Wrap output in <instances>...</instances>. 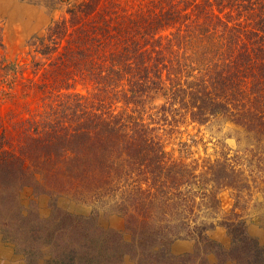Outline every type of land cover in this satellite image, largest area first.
<instances>
[{
    "label": "trees",
    "instance_id": "obj_1",
    "mask_svg": "<svg viewBox=\"0 0 264 264\" xmlns=\"http://www.w3.org/2000/svg\"><path fill=\"white\" fill-rule=\"evenodd\" d=\"M62 5L29 42L20 111L0 119L2 226L46 230L37 238L59 255L67 245L73 256H141L148 244L165 261L178 241L207 258L209 233L223 228L236 264L254 255L246 217L264 199V0ZM181 125L227 129L238 148L219 141L215 159L195 158L183 143L177 157L163 132ZM80 205L91 209L73 212Z\"/></svg>",
    "mask_w": 264,
    "mask_h": 264
},
{
    "label": "rangeland",
    "instance_id": "obj_2",
    "mask_svg": "<svg viewBox=\"0 0 264 264\" xmlns=\"http://www.w3.org/2000/svg\"><path fill=\"white\" fill-rule=\"evenodd\" d=\"M63 14L62 0H0V119L20 111V83L33 77L29 42L35 35H43L52 21ZM5 93L13 95L14 100H7ZM164 130L167 150L177 157L181 155L183 143L191 145V153L195 158L211 156L215 159L221 151L219 141L227 149L234 151L238 148L236 140L230 137L231 132L227 129L218 131L216 127L181 125L174 129L166 127ZM192 139L197 144H192ZM1 197L2 195L0 219H3L11 215V211ZM258 197L259 200L253 202L257 206L248 211L249 216L246 218L248 233L258 244L257 247L251 243V250H260L254 251V255L248 251L242 254L241 262L239 261L241 264H264V205H261L264 199L261 195ZM222 202V209L229 212L234 204L229 193L222 195ZM43 203L47 205L48 199H44ZM86 208L91 209L80 205L73 212L84 213ZM39 233L48 234L46 230L31 228L29 224L12 223L10 227H5L0 223V264H236L233 257L237 253L235 249H231L230 237L223 228L209 233L219 246L211 245L209 250L213 253L207 258H203L204 255H201L193 241H178L168 248L174 257L169 261L153 257L150 254L152 247L148 244L145 245V250H136L141 256H133L132 249L125 248L123 251L131 254L113 259L111 255L104 254L103 248H98L100 254L89 257L80 255L79 247L77 254L73 256L67 245L63 246L59 255L54 245L48 243V238L44 241L37 238ZM183 257L186 258L185 261L182 260Z\"/></svg>",
    "mask_w": 264,
    "mask_h": 264
}]
</instances>
